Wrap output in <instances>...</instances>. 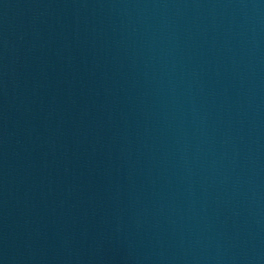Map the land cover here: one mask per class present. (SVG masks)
Returning a JSON list of instances; mask_svg holds the SVG:
<instances>
[{
    "label": "water",
    "instance_id": "obj_1",
    "mask_svg": "<svg viewBox=\"0 0 264 264\" xmlns=\"http://www.w3.org/2000/svg\"><path fill=\"white\" fill-rule=\"evenodd\" d=\"M0 264H264V0H0Z\"/></svg>",
    "mask_w": 264,
    "mask_h": 264
}]
</instances>
